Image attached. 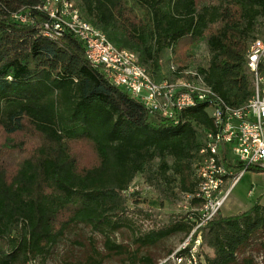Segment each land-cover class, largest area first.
Instances as JSON below:
<instances>
[{
  "label": "trees",
  "instance_id": "obj_1",
  "mask_svg": "<svg viewBox=\"0 0 264 264\" xmlns=\"http://www.w3.org/2000/svg\"><path fill=\"white\" fill-rule=\"evenodd\" d=\"M68 1L114 47L134 53L154 81L166 79L165 54L173 61L205 44L206 62L194 72L204 85L234 109L252 96L246 56L262 36L264 0ZM42 3L0 0V148L23 152L32 145L12 168L0 160V264H46L77 227L90 229L106 250L119 253L122 247L112 237L123 227L136 232L139 247L186 236L192 228L186 214L166 228L142 230L139 211L127 208L128 200L134 207L140 202L125 192L141 177L163 206L196 190L202 130L213 128L209 102L185 109L177 121L149 114L89 65L71 34H42L47 16L34 9ZM25 10L35 24L13 17ZM80 145L91 150L87 162L76 153ZM246 171L264 173L256 166ZM262 236L260 201L236 215L218 212L202 230L198 264H251L239 258ZM129 263L153 264L148 257H129Z\"/></svg>",
  "mask_w": 264,
  "mask_h": 264
},
{
  "label": "built area",
  "instance_id": "obj_2",
  "mask_svg": "<svg viewBox=\"0 0 264 264\" xmlns=\"http://www.w3.org/2000/svg\"><path fill=\"white\" fill-rule=\"evenodd\" d=\"M34 9L47 16L41 27L44 36L56 39L64 33L71 34L83 45L89 65L100 68L111 85L139 100L149 114L177 121L185 109L209 102L207 112L213 128L202 130V146L195 164L197 188L192 193L178 194L185 202L183 211L192 228L175 250L154 263L198 264L202 230L218 214L227 191L248 167L264 170V38L255 39L246 56L252 96L244 106L234 109L216 98L194 72L187 74L190 79L154 81L138 64L134 53L114 47L104 33L80 16L70 1L43 0ZM22 12L13 17L23 24H35L29 10ZM135 181L126 190L127 196L137 190ZM138 222L144 231L160 228L147 226L143 220Z\"/></svg>",
  "mask_w": 264,
  "mask_h": 264
},
{
  "label": "rangeland",
  "instance_id": "obj_3",
  "mask_svg": "<svg viewBox=\"0 0 264 264\" xmlns=\"http://www.w3.org/2000/svg\"><path fill=\"white\" fill-rule=\"evenodd\" d=\"M261 24L262 26H260L259 31L262 36L260 37L264 38V21H261ZM179 56L173 61H171L172 57L170 53L162 57L161 74L166 79L172 80L177 78L173 74L171 66L174 71L178 70V73L182 74L181 76L195 72L198 66L206 62L207 49L205 44H200ZM31 147L32 145L29 143L23 152H14L13 150L0 148V160L5 162L8 168H12L23 157L21 153L27 154ZM75 150L82 160L87 162L91 159L89 147L80 145ZM194 175L190 179L192 183L195 181ZM228 186L229 184L227 183L224 190ZM134 187H137V190L132 194L133 197H136H132V199L139 200L140 204L134 207L130 200H128L127 208L129 211H139L140 218L148 223L147 226L159 225L161 228H166L176 220L178 215H185L183 211L185 202L178 194L173 203L166 202L163 206H160L157 200V192L145 184L141 177L136 179ZM175 192H178V189ZM249 192H251L250 195ZM257 201L264 204V173L245 171L236 184L227 191L219 214L231 216L242 213ZM134 233L136 232L134 231ZM134 233L127 227H123L113 235L112 240L116 245L122 247V252L119 253V251L106 250L103 245V239L98 235L92 234L90 229L77 227L66 235L46 264H130L129 257H134L137 260L148 257L154 264L157 260L175 250L185 239L184 234L180 233L163 239L155 246L139 247L138 244L134 243L136 238ZM200 251L201 247L199 248ZM203 253L211 255V252L205 248L203 249ZM242 258L250 259L251 264H264V236L260 237L239 260Z\"/></svg>",
  "mask_w": 264,
  "mask_h": 264
}]
</instances>
